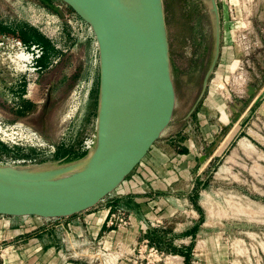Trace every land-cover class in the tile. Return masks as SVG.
<instances>
[{
  "label": "rangeland",
  "instance_id": "obj_1",
  "mask_svg": "<svg viewBox=\"0 0 264 264\" xmlns=\"http://www.w3.org/2000/svg\"><path fill=\"white\" fill-rule=\"evenodd\" d=\"M167 2L174 105L166 128L125 180L124 194L110 207L114 197L66 220L0 215V264H264V0H215V59L212 30L191 32ZM75 15L71 0H0V37L36 41L54 53L28 86L6 88L0 76V124L12 127L0 135V162L23 157L32 162L22 167L64 166L78 160L74 149L95 132L98 54L93 40L71 47ZM51 38L69 50L56 49ZM82 82L90 85L88 98L72 101ZM15 126L36 133L42 145L14 135ZM243 139L252 146L242 147ZM203 192L211 202L205 211L197 205ZM103 211L100 229L85 222Z\"/></svg>",
  "mask_w": 264,
  "mask_h": 264
},
{
  "label": "water",
  "instance_id": "obj_2",
  "mask_svg": "<svg viewBox=\"0 0 264 264\" xmlns=\"http://www.w3.org/2000/svg\"><path fill=\"white\" fill-rule=\"evenodd\" d=\"M98 54L96 146L64 166H0V215L63 218L106 197L166 128L174 105L162 0H71ZM215 51L219 16L211 0Z\"/></svg>",
  "mask_w": 264,
  "mask_h": 264
},
{
  "label": "built area",
  "instance_id": "obj_3",
  "mask_svg": "<svg viewBox=\"0 0 264 264\" xmlns=\"http://www.w3.org/2000/svg\"><path fill=\"white\" fill-rule=\"evenodd\" d=\"M70 26H71L70 35L73 38L72 41L74 40L77 43H81L87 40V38L89 37L93 38L91 28L80 17L76 15L73 16V20L72 22H70ZM52 39H54V41ZM50 40H52L51 42L56 49L61 50L62 52H67L69 50V48L62 45L58 41V39L51 38ZM0 54L5 57L4 67L9 74V77L8 76L6 77L8 80V86L6 88H8L10 85H20V84L21 85L25 84L27 86L30 85V80L33 79L37 74L45 70L47 67H49L51 64V61L48 65L42 64V60L47 56V51L42 44L36 41H22L14 37L2 36L0 37ZM94 62L95 65L98 62L96 55ZM4 92L5 94H9L8 90H4ZM14 94L16 96L20 95V92L19 90H17V88L14 89ZM89 94H90V85L84 84V82H82L78 91L72 94V98H73L72 101H76L78 98H80L81 95H83V98L86 97L85 98L86 100ZM0 127L3 129V131L0 130V135L2 136L6 135L7 131L11 132L12 130V127H6L2 124H0ZM14 130H15L13 131L14 135H16V133L24 134L27 138V139L25 138L24 140H26L27 142H30L35 146L42 145L41 139L39 137L38 139L37 137L31 136L30 135L31 132L26 130L25 128H22L21 126H15ZM11 142L15 145L18 144V140ZM95 146H96V134L94 132L92 134L86 135L78 143V145L74 149L73 154L76 155V157H81L83 155L85 156L86 154L91 152L95 148ZM31 162L32 160L25 159L23 157H10L9 159H5L4 162H0V165L10 166V167H22L31 164ZM113 197L117 198V196H113ZM56 219H60V218H56Z\"/></svg>",
  "mask_w": 264,
  "mask_h": 264
},
{
  "label": "flooded vegetation",
  "instance_id": "obj_4",
  "mask_svg": "<svg viewBox=\"0 0 264 264\" xmlns=\"http://www.w3.org/2000/svg\"><path fill=\"white\" fill-rule=\"evenodd\" d=\"M173 7L177 9L180 17L183 18L185 24L189 25L191 32L201 33L206 35L209 28L214 35V24L212 20L211 0H171ZM216 3V2H215ZM167 0H162L163 14L165 19V12L167 9ZM172 7V8H173ZM208 28V29H207ZM215 39V38H214ZM189 51L193 53L196 47L189 43ZM189 53V56L191 54Z\"/></svg>",
  "mask_w": 264,
  "mask_h": 264
},
{
  "label": "crops",
  "instance_id": "obj_5",
  "mask_svg": "<svg viewBox=\"0 0 264 264\" xmlns=\"http://www.w3.org/2000/svg\"><path fill=\"white\" fill-rule=\"evenodd\" d=\"M230 37V36H229ZM87 39H89V41H90V43H92V40H93V45H94V51H95V53L97 54V47L95 46V44H94V39L93 38H91V37H89V38H87ZM224 41L226 42V39H225V35H224ZM84 42V41H83ZM39 43V42H38ZM41 44V43H40ZM78 44L79 43H77L76 41H72V47H76V46H78ZM43 45V44H42ZM76 45V46H75ZM46 49V48H45ZM46 51H47V49H46ZM53 56H54V53L53 52H51V51H47V56L42 60V64L43 65H48L49 63H50V61H51V59L53 58ZM1 73V72H0ZM3 77V76H2ZM5 77V76H4ZM212 85V87L216 90V87H215V85L214 84H211ZM8 96V95H7ZM242 144H244L245 146L247 145L248 146V144L249 145H251L250 144V142H248L247 140H245V139H243L241 142H240V145H242ZM243 145V146H244ZM242 146V147H243ZM252 146V145H251ZM145 157V154L143 155V157H141V159L139 160V161H141L143 158ZM131 176V171L129 172V175L128 176H126L124 179H123V181L117 186V188L111 193V197H113V196H122L124 193V191H125V188H124V186H125V180H127V179H129V177ZM204 183H205V178H204V176L203 175H201V176H199V178H198V180H197V188H198V190L200 189H202V187L204 186ZM199 190V191H200ZM118 198V197H117ZM117 198H114L113 200H111L110 202H109V206H111L112 204V202H115V200L117 199ZM128 199H130V200H132L130 197H125V199H124V201H126V200H128ZM210 193L209 192H203L199 197H198V200H197V205L200 207V208H202L203 209V211H205V210H207L209 207H211V202H210ZM186 200L189 202V203H195V201H194V198H193V195H191V194H187L186 195ZM172 205H177V206H179L180 205V203L179 202H174L173 201V203H172ZM191 206H192V204H191ZM193 207V206H192ZM194 208V207H193ZM195 209H196V211H198V209H197V207H195ZM105 214H106V211H103V212H99V213H97V214H94V215H90V216H88L87 218H85L84 220H85V222H86V219H87V221L89 222V225L91 224V226L90 227H97L98 229H100V226L103 224V222L105 221ZM74 216H76V215H72V216H70V217H74ZM11 217H13V216H11ZM70 217H63V218H60V219H63V220H66V219H68V218H70Z\"/></svg>",
  "mask_w": 264,
  "mask_h": 264
},
{
  "label": "bare ground",
  "instance_id": "obj_6",
  "mask_svg": "<svg viewBox=\"0 0 264 264\" xmlns=\"http://www.w3.org/2000/svg\"><path fill=\"white\" fill-rule=\"evenodd\" d=\"M91 28V27H90ZM92 31V30H91ZM92 37H93V39H94V44H95V46H96V41H95V38H94V35H93V33H92ZM228 37H229V32L227 31L226 33H225V39H226V42H228ZM97 57H98V55H97ZM98 59V58H97ZM4 64H5V57L4 56H2L1 54H0V76H5V77H9V74H8V72L6 71V69H5V67H4ZM0 130L1 131H3V129L0 127ZM32 133V132H31ZM30 133V135L31 136H33V137H37V135L36 134H34V133H32L31 134ZM38 138V137H37ZM39 139V138H38ZM244 144H242V146H243ZM245 149L247 148L245 145L243 146ZM123 181V180H122ZM121 181V182H122ZM120 182V183H121ZM119 183V184H120ZM118 184V185H119ZM117 185V186H118ZM117 186L105 197V198H108V197H111V193L117 188ZM105 198H103V199H105ZM34 218L36 219V220H39V221H42V220H50L51 218H43V217H39V216H34Z\"/></svg>",
  "mask_w": 264,
  "mask_h": 264
},
{
  "label": "trees",
  "instance_id": "obj_7",
  "mask_svg": "<svg viewBox=\"0 0 264 264\" xmlns=\"http://www.w3.org/2000/svg\"><path fill=\"white\" fill-rule=\"evenodd\" d=\"M22 41H23V40H22ZM68 154H69V152H68ZM71 155H72V154H71ZM83 156H84V155H83ZM83 156H81V157H83ZM71 157H72V156H71ZM81 157H76V156H75L74 158L77 159V158H81ZM74 158H73V159H74ZM66 159H68V158H66Z\"/></svg>",
  "mask_w": 264,
  "mask_h": 264
}]
</instances>
